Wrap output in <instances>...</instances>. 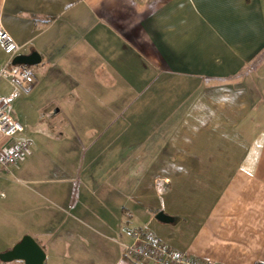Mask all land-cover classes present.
<instances>
[{
	"label": "crops",
	"instance_id": "0c3cea01",
	"mask_svg": "<svg viewBox=\"0 0 264 264\" xmlns=\"http://www.w3.org/2000/svg\"><path fill=\"white\" fill-rule=\"evenodd\" d=\"M0 29L40 56L28 93L0 76L30 141L0 169V252L30 235L43 264H153L123 254L146 227L264 264V0H0Z\"/></svg>",
	"mask_w": 264,
	"mask_h": 264
},
{
	"label": "built area",
	"instance_id": "2783aa9c",
	"mask_svg": "<svg viewBox=\"0 0 264 264\" xmlns=\"http://www.w3.org/2000/svg\"><path fill=\"white\" fill-rule=\"evenodd\" d=\"M0 46L8 54L0 76L10 78L15 93H28L34 84L31 66L12 63L20 46L3 29H0ZM22 131L23 125L11 114L8 100L0 96V133L7 140L0 144L1 170L9 171L29 151V140H13ZM132 235L133 242L123 246V254L135 262L148 260L153 264H214L174 249L146 227L133 230Z\"/></svg>",
	"mask_w": 264,
	"mask_h": 264
},
{
	"label": "water",
	"instance_id": "95a60500",
	"mask_svg": "<svg viewBox=\"0 0 264 264\" xmlns=\"http://www.w3.org/2000/svg\"><path fill=\"white\" fill-rule=\"evenodd\" d=\"M40 61V56L32 51L28 54L16 55L13 64L33 66ZM160 220H171V217L159 212L156 216ZM45 253L42 247L30 235H23L11 248L0 252L1 262L21 261L22 264H43Z\"/></svg>",
	"mask_w": 264,
	"mask_h": 264
},
{
	"label": "rangeland",
	"instance_id": "374dc122",
	"mask_svg": "<svg viewBox=\"0 0 264 264\" xmlns=\"http://www.w3.org/2000/svg\"><path fill=\"white\" fill-rule=\"evenodd\" d=\"M68 122V121H67ZM140 122V121H139ZM70 125H71V122H68ZM125 125H126V123H125ZM123 127H127V126H123Z\"/></svg>",
	"mask_w": 264,
	"mask_h": 264
}]
</instances>
